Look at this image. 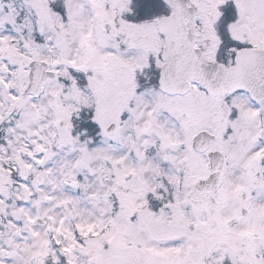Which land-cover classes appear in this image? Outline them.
<instances>
[{"label": "snow or ice", "instance_id": "obj_1", "mask_svg": "<svg viewBox=\"0 0 264 264\" xmlns=\"http://www.w3.org/2000/svg\"><path fill=\"white\" fill-rule=\"evenodd\" d=\"M0 264H264V0H0Z\"/></svg>", "mask_w": 264, "mask_h": 264}, {"label": "rangeland", "instance_id": "obj_2", "mask_svg": "<svg viewBox=\"0 0 264 264\" xmlns=\"http://www.w3.org/2000/svg\"><path fill=\"white\" fill-rule=\"evenodd\" d=\"M143 7H142V11L145 13V14H147V13H149V12H151L153 9H154V5H151V4H144V5H142Z\"/></svg>", "mask_w": 264, "mask_h": 264}, {"label": "trees", "instance_id": "obj_3", "mask_svg": "<svg viewBox=\"0 0 264 264\" xmlns=\"http://www.w3.org/2000/svg\"><path fill=\"white\" fill-rule=\"evenodd\" d=\"M143 7V6H142Z\"/></svg>", "mask_w": 264, "mask_h": 264}]
</instances>
